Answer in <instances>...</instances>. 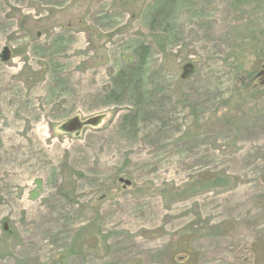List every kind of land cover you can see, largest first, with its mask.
<instances>
[{
    "label": "rangeland",
    "instance_id": "rangeland-1",
    "mask_svg": "<svg viewBox=\"0 0 264 264\" xmlns=\"http://www.w3.org/2000/svg\"><path fill=\"white\" fill-rule=\"evenodd\" d=\"M262 39L264 0H0V264H264Z\"/></svg>",
    "mask_w": 264,
    "mask_h": 264
},
{
    "label": "trees",
    "instance_id": "trees-1",
    "mask_svg": "<svg viewBox=\"0 0 264 264\" xmlns=\"http://www.w3.org/2000/svg\"><path fill=\"white\" fill-rule=\"evenodd\" d=\"M147 50H148L147 47H142L143 54L140 56V59L134 65V67L132 69L127 68V70H119L115 74V76H113V80H114L113 87H114V89L112 91H108V93H107V97H108V99H110V102H116L117 94L122 96V95L128 93L129 89L135 90L138 88L139 81L141 78L140 72L142 70V67L145 63V59H146L147 54H148ZM133 105L136 106V103H134ZM217 182H219V181H213L211 183L208 182L209 184L208 183L207 184L209 186L214 187V186H216ZM193 184H195V185H191L194 188L193 190H197L195 186H197L198 184H196V182Z\"/></svg>",
    "mask_w": 264,
    "mask_h": 264
},
{
    "label": "water",
    "instance_id": "water-1",
    "mask_svg": "<svg viewBox=\"0 0 264 264\" xmlns=\"http://www.w3.org/2000/svg\"><path fill=\"white\" fill-rule=\"evenodd\" d=\"M0 58L2 61H8L10 59V51L7 47H4L0 53ZM194 70V67L191 63H185L182 66V72L180 73L179 77L180 79H186L189 75L192 74ZM99 117H91L85 121H80V119L77 116H74L72 118H69L66 122L62 124V129L65 132H77L83 125L87 124H96L98 123ZM119 182L122 183L123 187H126L130 184V181L128 179L119 178ZM3 229L6 230V223L3 224Z\"/></svg>",
    "mask_w": 264,
    "mask_h": 264
},
{
    "label": "flooded vegetation",
    "instance_id": "flooded-vegetation-1",
    "mask_svg": "<svg viewBox=\"0 0 264 264\" xmlns=\"http://www.w3.org/2000/svg\"><path fill=\"white\" fill-rule=\"evenodd\" d=\"M261 44V51L251 78L252 85L250 86L252 91L257 93L255 94L257 99L264 98V39H262Z\"/></svg>",
    "mask_w": 264,
    "mask_h": 264
}]
</instances>
